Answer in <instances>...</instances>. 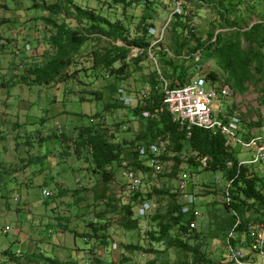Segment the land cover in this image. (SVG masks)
Returning <instances> with one entry per match:
<instances>
[{"label": "rangeland", "instance_id": "rangeland-1", "mask_svg": "<svg viewBox=\"0 0 264 264\" xmlns=\"http://www.w3.org/2000/svg\"><path fill=\"white\" fill-rule=\"evenodd\" d=\"M2 2L8 9L0 7V18L7 17L8 21L0 23V34L5 38L20 34L27 19L32 26L31 31L25 32L26 38L12 39L17 47L22 43L31 44L26 58L21 48H17L19 54H14L15 47L11 43L0 51V162L8 172L0 177V264H85L89 260L97 264L96 259L103 264H145L151 259H156L158 264L183 261L191 264L195 258L193 253L151 241L149 232L155 230L157 224L150 217L137 219L136 206L133 218L137 223L130 228L122 225L120 208L130 199L125 171L131 167L112 165L113 177L106 195L115 197L118 211L114 212L105 202L95 200L105 184L101 175L93 172V165L84 157L76 159L71 152L72 141L61 143L52 135L69 139L75 137L77 129L97 125L99 131L116 143L141 144L137 137L142 133V122L146 123L148 118L136 117L132 110L149 91L144 87L149 74L155 70L161 72L158 52L165 50L173 55L172 38L182 33V38L188 40L192 37L190 29L196 38L203 40L209 37L210 31L248 29L264 21V0H133L125 7L115 0H0ZM221 2L225 3L224 8L230 4L239 6V23L231 22L230 28L226 26L218 11ZM35 3L60 4L56 21L47 22L44 19L47 13L34 7ZM247 4L252 9L248 10ZM75 6L100 22L91 23L90 19L77 16ZM228 19L233 21L231 13ZM55 22L64 23L72 30L86 31L91 39L76 56L77 65L68 70L74 73L72 78L51 86L31 85L29 68L44 63L55 50L51 41ZM93 23L97 25L95 28H92ZM109 23L120 25L123 37L113 40L103 35V31L111 28ZM178 23L186 24L187 28L182 29ZM146 25H152L148 35L142 31ZM136 38L148 45L140 70L137 65L129 64L122 74L113 77L103 69L93 68V52L112 45L130 48L129 57L136 55L140 50L134 43ZM195 44L192 40L190 46ZM188 52V48L183 50L184 55ZM194 65L188 70L189 79L206 77L214 67L212 61L196 60ZM119 66L117 62L115 67ZM165 83L169 84L170 80H164ZM208 84L212 85L209 81ZM126 98H129L128 104ZM115 99L121 105H116ZM108 104L111 108L105 109ZM216 105L243 121L246 125L241 126L243 134L264 129V105L254 88L242 96L231 92L218 99ZM257 123L261 125L256 126ZM163 140L164 137L158 136L149 144H161ZM65 149L69 151L66 155L63 154ZM190 154L184 151L180 161L176 160L170 147L164 160V173L154 174L144 168L134 170L142 179L140 191L152 192L156 207H165L172 195L181 196L179 184L187 175V190L195 196L201 213L194 231L200 238L195 237L189 243L199 244L205 252V260L210 261L205 264H225L224 237L231 229V216L224 207L223 193L229 182L221 173L206 171L189 162ZM238 158L249 160L251 153L240 150ZM11 170H16L17 174ZM253 171L264 180V161ZM44 190H51L55 196L46 199ZM91 221L107 227L108 245L96 237L87 238V242L80 237L90 232L88 223ZM255 223L251 222L237 235V247L244 255L261 222ZM114 243L117 248L112 246ZM128 245L142 249L127 250Z\"/></svg>", "mask_w": 264, "mask_h": 264}, {"label": "trees", "instance_id": "trees-1", "mask_svg": "<svg viewBox=\"0 0 264 264\" xmlns=\"http://www.w3.org/2000/svg\"><path fill=\"white\" fill-rule=\"evenodd\" d=\"M115 1L125 7L130 5L133 0ZM221 3L218 11L220 17L226 22V26L231 27L233 25L231 22L239 23L241 19L239 6L228 2L230 4L228 9L227 7H223L224 2ZM34 7L41 8L47 13V16L44 17L47 22L51 20L56 21L55 17L61 10V5L58 3H43L41 5L35 3ZM246 8L248 10L252 9L249 4L246 5ZM74 10L77 16L90 19L91 23L92 21L94 23L100 22L98 19L96 20L94 15L82 11L77 6L74 7ZM230 13L233 15V21H229L228 19ZM94 23L92 28L97 26ZM109 24L111 28L108 31H103V35L105 34L106 37L113 40L123 37V28L120 25ZM178 24L180 27L182 26V29L187 28L186 24ZM151 26H144L142 31L148 35ZM54 27L55 35L51 37V41L55 50L47 56L44 63L29 68L28 73L32 78L31 85L51 86L57 81H66L72 78L74 73H68V70L77 65L75 64L76 56L80 53L81 47L91 39L86 31L69 29L64 23L57 24L55 22ZM174 29H177V27ZM189 31L192 37L188 40L185 37L182 38V33L172 38L173 46L171 51L173 55H170L165 50L158 52L161 72L158 73L155 70L149 74L148 78L144 81V87L149 91L144 93L136 107L132 110L134 116L144 119L148 118L146 123L142 122L143 130L141 135L137 137L143 144L135 146L134 142L116 143L110 140L105 133L98 130L97 125H95L97 123H94L95 126L93 127L77 129L75 137L66 139L53 134L52 138H59L61 143L72 141L74 145L71 152L75 155L76 159L83 160L84 157L86 161H89L93 165V172L100 174L101 180L105 184V188L95 195V200L105 202L109 208H113L114 212H116L118 210H116L115 197L106 195L107 186H109L113 177L112 165L114 163L118 166L123 164L129 168L131 167L132 170L144 168L145 171H148L149 169L145 167L139 158V146L150 145L158 136L168 137L170 141L168 152L169 148L172 147L176 160L180 161V156L184 151H190L191 154L187 158L189 162L203 167L206 171L221 173L231 183L229 187L228 183L225 189H229L232 201L230 205L224 203V207L230 213L231 219L229 220V224L231 228L234 225V217L231 214L230 208H233L241 218V225L236 228L234 237L232 238L233 244L237 246V235L243 228L247 227L248 224L250 225L251 222L262 223L264 220V180L259 179L254 174L253 168L256 167V164L243 165L240 163L238 158L240 150L237 147L227 145L225 137L218 131L196 127L193 129L191 138L187 139L184 131L172 121L168 108L164 103L163 86L164 80L167 79L170 80L168 84L169 88L183 86L190 80L188 78V70L195 66L196 60L197 62L212 61L214 67L207 72L205 77L207 81L212 83V86H215L217 89L228 86L234 95L240 96L247 93L251 88H254L260 95L261 104L264 105V21L256 22L244 30L242 28H235L219 33L210 31L209 37L206 40L196 38L195 33L191 29ZM192 40L196 42L193 47L190 46ZM142 41V39H135L134 43L138 45L140 50L136 55L130 57V48L126 46L112 45L102 51H94L92 54L93 68L103 69L108 75L114 77L115 74H122L124 67L129 64L139 67L143 63L142 56L148 46L146 43H142ZM27 46H29V49H27ZM17 48L15 47V54H19ZM185 48L189 49L186 55L183 54ZM21 49L28 52L31 49V44L25 43L21 46ZM197 53H199V56H197ZM117 62L120 63L119 67H115ZM140 69L141 67H139ZM115 104L121 105L116 99ZM110 108L109 104L105 107V109ZM242 125L243 127L246 126L243 121H241ZM255 125L260 126L261 124L257 123ZM68 153L67 149L63 152L65 155ZM167 154L163 157V160H165ZM203 158L207 161L205 166L201 164ZM6 170L0 162V177L3 173L8 174ZM11 171L13 174H17L16 170ZM152 197V192L144 193L143 191H139L130 194L129 201L124 203L120 208L122 225L130 228L131 224H136L137 220L133 218L134 206H136L137 210L141 202L152 201ZM179 198H181L179 194L172 195L165 207L161 208L157 205L154 212L148 216L140 217L136 213V217L137 219L150 217L153 223L157 224V228L149 232L151 241L156 243L164 242L168 248H177L181 251L193 253L195 258L191 264L210 262L205 260V252L201 251L199 244L195 243L191 245L189 243V240L195 237L197 240L200 238V235L193 231L189 237L186 236L192 217L182 213V199ZM248 214L250 215L248 216ZM88 225L91 227L90 232L83 233L80 237L85 238V242H87V238L92 239L96 237L101 243L108 245V237L105 235L107 227L92 221ZM226 235L224 240L226 239ZM126 248L132 251L136 250V248L142 249V247L129 245ZM95 261H97V264H103L100 259H96ZM85 264L94 263L89 260ZM145 264H158V262L156 259H151L146 261ZM166 264H188V261Z\"/></svg>", "mask_w": 264, "mask_h": 264}, {"label": "built area", "instance_id": "built-area-1", "mask_svg": "<svg viewBox=\"0 0 264 264\" xmlns=\"http://www.w3.org/2000/svg\"><path fill=\"white\" fill-rule=\"evenodd\" d=\"M180 6V4H178ZM18 38V37H14ZM14 47L15 40L11 41ZM29 49V46H27ZM164 103L168 108L173 123H175L186 134L189 139L192 136L194 128L218 131L226 139V144L237 147L251 153V159L240 161L243 165H257L264 161V129L259 133L244 135L241 129V119L236 115L223 112L217 105L216 101L222 97L228 96L232 91L228 86L217 89L209 85L205 77H195L190 79L186 84L176 88H169L168 84L163 86ZM127 100V101H126ZM125 103H129L126 98ZM161 144L141 145L138 149V155L145 167L154 174L164 173L163 157L168 152L170 144L169 138L165 137ZM205 166V158L201 160ZM230 164V163H229ZM129 194L139 192L142 187L141 177L132 169L125 171ZM187 175H184L179 184L182 199V213L190 215L192 218L188 225L186 236H190L198 228V219L201 216L196 205L195 196L187 190ZM231 183L228 184V187ZM45 198L53 196L52 191L44 190ZM224 202L230 205L232 198L229 189L226 188ZM156 204L152 201H144L138 205L137 214L140 217H146L154 212ZM231 214L234 217V225L228 231L225 239L227 249V259L225 264H264V220L256 227V233L248 253L244 255L236 245L233 244L235 230L241 225L239 214L233 209ZM117 248V244L112 245Z\"/></svg>", "mask_w": 264, "mask_h": 264}, {"label": "crops", "instance_id": "crops-1", "mask_svg": "<svg viewBox=\"0 0 264 264\" xmlns=\"http://www.w3.org/2000/svg\"><path fill=\"white\" fill-rule=\"evenodd\" d=\"M0 7H4L5 9H8V6H7V4L5 2L0 3ZM7 21H8V18L7 17L0 18V23L7 22ZM26 21H25V24H24L23 28L19 31L20 34L16 35V37H18L20 41L23 38H26V34H25L26 31L27 32L28 31H31L30 28L32 26V23L31 22H28L27 23ZM14 37H12V38H5V36H3L2 34H0V51H3V49H5V47H6V45L9 44L10 41H11V39H13ZM28 40H29V38L27 37V41ZM22 45H24V43H22L18 48H21ZM26 57H27V53L24 52V58H26Z\"/></svg>", "mask_w": 264, "mask_h": 264}]
</instances>
